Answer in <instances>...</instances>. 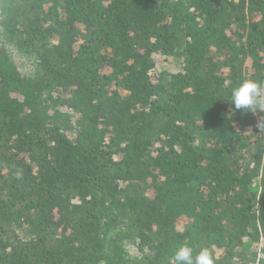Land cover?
I'll return each mask as SVG.
<instances>
[{
  "label": "trees",
  "instance_id": "obj_1",
  "mask_svg": "<svg viewBox=\"0 0 264 264\" xmlns=\"http://www.w3.org/2000/svg\"><path fill=\"white\" fill-rule=\"evenodd\" d=\"M244 78L264 85V0H0V264H264Z\"/></svg>",
  "mask_w": 264,
  "mask_h": 264
},
{
  "label": "clouds",
  "instance_id": "obj_2",
  "mask_svg": "<svg viewBox=\"0 0 264 264\" xmlns=\"http://www.w3.org/2000/svg\"><path fill=\"white\" fill-rule=\"evenodd\" d=\"M230 103L232 110L264 113V85L261 82L244 78L231 90ZM256 127L264 130V120L257 122ZM175 264H215L214 255L209 247L195 251L188 244H181L173 252Z\"/></svg>",
  "mask_w": 264,
  "mask_h": 264
},
{
  "label": "rangeland",
  "instance_id": "obj_3",
  "mask_svg": "<svg viewBox=\"0 0 264 264\" xmlns=\"http://www.w3.org/2000/svg\"><path fill=\"white\" fill-rule=\"evenodd\" d=\"M14 59H16V61L18 62L20 69L22 72H25V67L24 64L22 62H24V58H21L20 56H18L17 54H14ZM154 62H155V66L153 68V72L154 73H158L161 72L163 70H174L175 68V64L171 62V59H168L164 56H157L154 57ZM185 224L184 223H180L178 226L179 230H182L184 228ZM129 251L132 254H136L137 253V246L135 244H130L128 246Z\"/></svg>",
  "mask_w": 264,
  "mask_h": 264
}]
</instances>
